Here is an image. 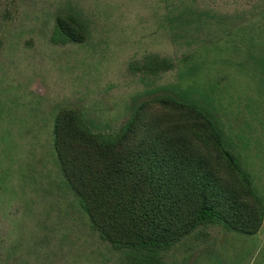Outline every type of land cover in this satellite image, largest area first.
I'll list each match as a JSON object with an SVG mask.
<instances>
[{
	"label": "rangeland",
	"instance_id": "rangeland-1",
	"mask_svg": "<svg viewBox=\"0 0 264 264\" xmlns=\"http://www.w3.org/2000/svg\"><path fill=\"white\" fill-rule=\"evenodd\" d=\"M262 8L264 0H0V264L127 263L128 252L93 229L56 162L52 128L63 107L108 132L152 88L207 87L264 204V83L241 66L248 55L233 40L208 42L229 23L257 33ZM59 13L82 21L84 41L51 40ZM187 17L201 28L173 32L168 20L180 26ZM153 55L174 68L145 74ZM196 61L200 70L189 72ZM158 263L264 264V214L252 235L198 227Z\"/></svg>",
	"mask_w": 264,
	"mask_h": 264
},
{
	"label": "trees",
	"instance_id": "trees-1",
	"mask_svg": "<svg viewBox=\"0 0 264 264\" xmlns=\"http://www.w3.org/2000/svg\"><path fill=\"white\" fill-rule=\"evenodd\" d=\"M259 14L264 16V8ZM175 19L168 20L175 33L202 26L192 17L175 26ZM248 29L229 23L208 42L233 40L234 48L248 55L241 66L264 83V26L257 33ZM85 36L77 16L56 15L53 42H82ZM201 65L191 63L188 71L197 72ZM174 66L156 55L143 62L152 77ZM148 94L113 131L96 130L74 107L54 116L56 162L99 237L128 252L125 264H159L161 251L201 226L255 234L263 220V200L228 143L212 91L180 81Z\"/></svg>",
	"mask_w": 264,
	"mask_h": 264
}]
</instances>
